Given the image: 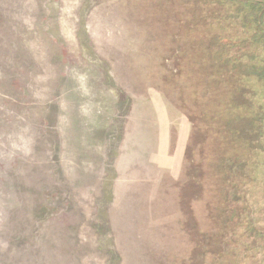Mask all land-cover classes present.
I'll list each match as a JSON object with an SVG mask.
<instances>
[{
    "label": "rangeland",
    "instance_id": "obj_1",
    "mask_svg": "<svg viewBox=\"0 0 264 264\" xmlns=\"http://www.w3.org/2000/svg\"><path fill=\"white\" fill-rule=\"evenodd\" d=\"M263 9L0 0V264H264V172L209 80L224 44L264 50Z\"/></svg>",
    "mask_w": 264,
    "mask_h": 264
},
{
    "label": "flooded vegetation",
    "instance_id": "obj_2",
    "mask_svg": "<svg viewBox=\"0 0 264 264\" xmlns=\"http://www.w3.org/2000/svg\"><path fill=\"white\" fill-rule=\"evenodd\" d=\"M257 80H258V75L257 74L252 75L251 82L244 80L242 83L239 84L240 89L235 90L232 93L234 97L233 100L236 102L234 103L235 113H234V119H232V128L234 129V132L237 130L236 131L237 134L248 133V137L245 138L247 140L246 144H242L241 139L243 138L241 136L237 137L238 140L237 143L239 144V146H236V153L239 156L241 153L243 154L244 152V155L246 158H248L249 162L253 159V161H255V163L257 164L256 167L257 170L255 174L257 172L261 174L262 172H264V105H262L261 103L259 104L258 102V98L260 96L258 94V89H257L258 87ZM242 95H244V97L246 96L248 98L247 101L251 104H248L243 109H240L241 106L238 104L240 97ZM254 98L255 100H257L258 104L256 103L253 104ZM245 113H249V116L247 117L244 116ZM242 120L249 121L248 123L249 126H245L242 128L241 126L244 125L241 123ZM222 134L224 135V133ZM238 147H241L243 149V152H241L238 149ZM237 155L235 154L234 160H236V162H239L240 165L235 174L240 178L245 176L248 177L249 180H252L251 179L252 176H250V172L253 170L251 168H250L251 171L247 169L245 167L247 162L245 160L239 159ZM239 160L243 161V163L241 164ZM247 170H249L250 172H248ZM232 261L234 264L237 263L236 260L234 259V256L232 258Z\"/></svg>",
    "mask_w": 264,
    "mask_h": 264
},
{
    "label": "trees",
    "instance_id": "obj_3",
    "mask_svg": "<svg viewBox=\"0 0 264 264\" xmlns=\"http://www.w3.org/2000/svg\"><path fill=\"white\" fill-rule=\"evenodd\" d=\"M256 5H257V3H256ZM255 10H256L255 14L259 15L260 10L259 11H258V9H255ZM225 26L226 25H224L222 27H225ZM227 29H230V28H227ZM217 41H218V38H217ZM233 41H234V39H233ZM199 44H201V43H199ZM262 52H264V50ZM261 53L257 52V48L256 49L255 48H248V50L242 51L241 48L235 47V43H233V47L230 46V43L224 44L223 48H222V58L223 59H221L220 50L219 51L215 50V52L212 51V54H211L212 57H210V60H212L213 63L210 64V68H211L210 74H213V75L215 74L216 78L215 79H209V80H213V83L215 81L216 84H217V82L219 83L220 79H219V77H217L216 73H218V71L216 72V70L220 69V74L225 75L226 82L228 83L229 88H232L230 91L234 92L235 90L240 89L239 88L240 83H242L244 80L251 82V76L254 74H257L258 75V80H257L258 87H257V89H258V92L264 96V53H262V54ZM214 55L216 56L215 59L217 61H219L218 59L220 58L221 66L217 62L214 63ZM204 58H206V55ZM241 60H247V61H241ZM201 64H199V65L201 66ZM213 67H215V69ZM198 74L200 75V72H198ZM216 80H217V82H216ZM248 89H249V87H248ZM219 100H220V97L218 98V101ZM234 103H236V102H234ZM215 106H218V104H215ZM234 113H235L234 110H230V113L227 114V116L220 117L219 114H217V116H214L215 117L214 121L215 122L218 121L217 123H220L221 118H222L221 125L222 124L224 125V127H222V126L220 127V128H222V133L225 132V134L230 135L231 138H232L231 134L234 133V129L232 128V119H234ZM193 115L196 117L198 116L197 114H193ZM218 125L219 124H217L216 126H218ZM241 140H242L241 141L242 144L247 143L246 139H241ZM241 160H244V159L241 158ZM241 160H240V163L242 164L243 161H241ZM231 263H233V261H231Z\"/></svg>",
    "mask_w": 264,
    "mask_h": 264
}]
</instances>
